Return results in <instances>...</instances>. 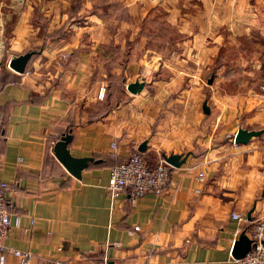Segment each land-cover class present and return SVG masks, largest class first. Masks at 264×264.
Segmentation results:
<instances>
[{"label":"crops","instance_id":"obj_1","mask_svg":"<svg viewBox=\"0 0 264 264\" xmlns=\"http://www.w3.org/2000/svg\"><path fill=\"white\" fill-rule=\"evenodd\" d=\"M71 1L0 0V181L13 186L6 198L18 213L3 244L32 253L31 264H234L233 240L264 212V130L244 144L220 138L264 129V97L221 95L215 80L211 90L188 86V98L164 96L184 77L200 81L224 56V37L264 26V0H77L70 14ZM163 26L177 37L164 39ZM27 51L23 72L7 66ZM103 77L107 92L97 99ZM134 80L138 93L121 87ZM62 135L71 157H92L78 177L52 154ZM141 143L148 162L184 161L160 194L110 201L108 154L125 158ZM5 264L17 263L7 256Z\"/></svg>","mask_w":264,"mask_h":264},{"label":"built area","instance_id":"obj_2","mask_svg":"<svg viewBox=\"0 0 264 264\" xmlns=\"http://www.w3.org/2000/svg\"><path fill=\"white\" fill-rule=\"evenodd\" d=\"M61 61H65L67 53L62 52L59 55ZM263 89L264 86H261ZM100 95L102 91L100 90ZM3 120L0 111V131ZM114 148L113 143L110 144ZM113 154V153H111ZM176 167L168 164L163 157L158 156L153 162H148L143 152L137 150L135 145H132L127 152L124 160L118 164L110 166L108 169L107 183L105 190L110 201L116 199L118 195L125 193L127 201L133 205L138 197L144 194H160L164 191L169 183L170 173ZM196 180L202 181V172H197ZM12 185L0 181V264H5L6 257L11 256L17 264H31L33 254L29 251L7 247L3 244V239L6 236L8 227L10 226V215L13 216V223L17 224L18 213L9 211V204L6 198V193L11 191ZM230 218L236 221H245L244 216L234 211L230 212ZM134 226L132 230H137ZM245 236L250 240V248L240 258H232L234 264H264V249L260 241H264V212L251 220L245 231ZM116 246L118 243H114ZM46 264H64L59 260L48 259Z\"/></svg>","mask_w":264,"mask_h":264},{"label":"rangeland","instance_id":"obj_3","mask_svg":"<svg viewBox=\"0 0 264 264\" xmlns=\"http://www.w3.org/2000/svg\"><path fill=\"white\" fill-rule=\"evenodd\" d=\"M76 0H72L74 2ZM167 3V0H165ZM171 2H175L177 4H195L196 0H171ZM75 11V10H74ZM71 14V12H70ZM241 34L231 35L228 39L224 37V45L222 47L224 56L221 58L212 59V63L209 68L206 70V74L203 75V78L198 81L193 76H189L191 79L188 80L187 77L181 82L180 88L175 89L173 92H169L164 97H172L177 95H184L187 92V98L189 97L190 91L188 86L196 87L197 84L203 85L202 87H207V89L211 90V87L214 82H217V90L219 94L230 95L231 93H239V94H252L258 99H263L264 97V26H252V27H241ZM229 32V30H228ZM225 35V29L223 30ZM169 34V35H168ZM159 35H163V38L172 39L177 37V33L173 34L169 28L166 26L162 27V31L159 30ZM235 38L232 40V38ZM168 42V43H167ZM163 43L162 50L169 49L172 43L167 41ZM165 48V49H164ZM219 64V65H218ZM162 75L160 77H165ZM106 77H103L104 82H102L100 90L102 94L100 95V91L97 93V99H103L104 93H106ZM211 79L210 83H206L207 79ZM215 80V81H214ZM121 87L125 89V87ZM120 85V81H119ZM185 89L184 91H181ZM198 90H192L191 98H194L197 95H194V92ZM218 93V92H217ZM216 93V94H217ZM211 94V93H210ZM208 94V96H210ZM207 98V96H206ZM116 101L124 100V98L117 97ZM209 100V99H208ZM192 104V102H191ZM193 111V110H192ZM193 114V113H192ZM196 114H201L199 110V105L196 108ZM217 129V128H216ZM252 130H261L260 128H254ZM264 129L261 130V132ZM215 133V132H213ZM233 133H224L223 137L220 138L221 142H224L226 138H229V141L232 142ZM227 136V137H224ZM258 137V136H256ZM256 137H252L250 140L255 139ZM220 139L216 138L211 140V144L217 145L220 143Z\"/></svg>","mask_w":264,"mask_h":264},{"label":"water","instance_id":"obj_4","mask_svg":"<svg viewBox=\"0 0 264 264\" xmlns=\"http://www.w3.org/2000/svg\"><path fill=\"white\" fill-rule=\"evenodd\" d=\"M32 52L27 51L23 54L17 55L11 59L8 60L7 66L17 72L21 73L23 72L24 66L26 64V61L29 59ZM211 79H207L206 83H210ZM143 86V83L138 80H134L130 83H127L125 85V90L130 94H136L138 93ZM201 110L203 113H208V108L205 105V102L201 103ZM261 133V130H248L244 128L238 127L232 137V142L235 144H244L247 141H249L252 137L259 136ZM68 141V137H64L63 135L53 143L52 146V154L55 157V159L62 165V167L73 177H78L79 172L86 167L87 162L92 161V157L90 156H84V157H71L68 153V150L66 148V144ZM145 144L141 143L138 145L137 150L144 151ZM164 160L172 165L173 167H178L180 164L184 161V155L181 156L179 154H169L166 156H163ZM252 209H249L246 212V221H250V212ZM260 244L262 248L264 249V241H260ZM250 248V240L245 236L244 232H241L236 239L233 240L232 246H231V257L232 258H240L242 257L245 252H247Z\"/></svg>","mask_w":264,"mask_h":264},{"label":"trees","instance_id":"obj_5","mask_svg":"<svg viewBox=\"0 0 264 264\" xmlns=\"http://www.w3.org/2000/svg\"><path fill=\"white\" fill-rule=\"evenodd\" d=\"M75 3L77 4L78 1L76 0L74 2H71V4H70V12L71 13H73L74 10L77 8V5H75ZM62 32H63V30L59 29L56 32L55 37H61L63 35ZM108 158L111 160V164L109 166H113V165L118 164L124 160V158L118 159L114 154H108Z\"/></svg>","mask_w":264,"mask_h":264}]
</instances>
